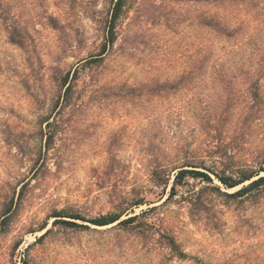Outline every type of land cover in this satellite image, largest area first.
Listing matches in <instances>:
<instances>
[{
  "label": "rangeland",
  "instance_id": "rangeland-1",
  "mask_svg": "<svg viewBox=\"0 0 264 264\" xmlns=\"http://www.w3.org/2000/svg\"><path fill=\"white\" fill-rule=\"evenodd\" d=\"M3 3L0 216L11 204L12 215L0 219V264H196L160 251V233L205 263L264 264V193L228 197L250 182L227 189L212 175L186 178L171 196L177 171L154 174L187 162L235 175L264 164V76L253 84L264 0H130L115 49L82 77L49 152L42 121L60 93L55 78L100 54L112 3ZM207 15L237 34L204 27ZM109 214L141 217L129 227L89 222Z\"/></svg>",
  "mask_w": 264,
  "mask_h": 264
},
{
  "label": "trees",
  "instance_id": "trees-1",
  "mask_svg": "<svg viewBox=\"0 0 264 264\" xmlns=\"http://www.w3.org/2000/svg\"><path fill=\"white\" fill-rule=\"evenodd\" d=\"M130 0H111L112 7L110 11V17L106 23V37L105 41L101 47L100 54L97 57H91L90 59H85L79 63V65L71 72L66 73L65 75H61L55 78L56 83L59 84V95L55 96L52 99V105L50 108V113L43 119V124H46V130L48 135L47 140V150H51L53 144L55 143L56 137V128L60 125L59 116L64 115V113L71 108L74 102L77 99L78 87L81 82L82 77L85 75L87 70H91L93 65L103 62L105 56L109 54L111 51L115 49V46L119 40V25L123 18V16L127 13L128 3ZM195 2L204 1L208 5H217L220 8H224L226 4L233 5L237 3H245L247 0H192ZM1 16H9V12L5 9L3 0H0V17ZM202 24L204 27L216 32L220 36H224L227 38H232L237 34L238 29H233L228 25V23H224L223 19H221L217 15H207L204 17ZM9 30V39L12 44L23 47L25 45L22 38H18L19 35L16 33V29L13 27H8ZM262 69L257 71L258 74L253 77V84L255 87L260 86V79L264 76V63L261 64ZM261 94L258 91L254 92L253 105L252 109L259 111L261 108ZM54 117V120L52 118ZM212 148L210 153L217 154L218 150ZM49 154L46 155L48 158ZM202 169V170H200ZM177 171L174 177V185L173 192L171 196L177 195V187L183 185L186 178L191 177L194 179H202L204 181H208L213 183L214 179L212 175H214L222 185H224L227 189H236L246 182H250L248 185L243 186L240 190L235 193L229 194L224 193L226 196L231 198H242L249 194L254 193H264V164L256 165L252 169L242 171L239 175H235L234 173H227L226 171L220 172L211 167H208L205 162L200 163H191L187 162L184 165L175 167L174 170H168L165 167H160L156 169L154 174L162 175L164 173L170 171ZM140 203H136L139 205ZM12 204L1 214L0 219H3L2 224H5L8 219L12 215L11 210ZM56 217H67L63 215H56ZM122 215H101L95 219H91L89 222L98 227H106L112 224H115L119 221V225L122 226H131L135 224L141 215H135L133 217H129L123 221H121ZM72 219H81V217L71 216ZM62 224L81 227L78 223L66 220H59ZM146 227H151L149 224H146ZM160 237L156 240L158 249L163 252H167L168 255L174 259H179L182 261L192 260L196 264H211L205 263L204 261L197 259L196 257H192L188 253H186L177 238L170 233H160ZM45 236V235H44ZM43 236V237H44Z\"/></svg>",
  "mask_w": 264,
  "mask_h": 264
}]
</instances>
